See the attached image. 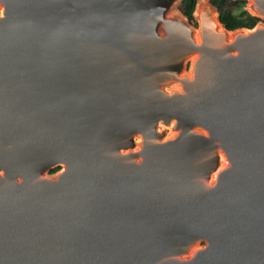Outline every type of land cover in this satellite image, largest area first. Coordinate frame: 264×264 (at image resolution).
Segmentation results:
<instances>
[{
  "label": "water",
  "instance_id": "95a60500",
  "mask_svg": "<svg viewBox=\"0 0 264 264\" xmlns=\"http://www.w3.org/2000/svg\"><path fill=\"white\" fill-rule=\"evenodd\" d=\"M169 3L0 0V264H264V25Z\"/></svg>",
  "mask_w": 264,
  "mask_h": 264
},
{
  "label": "trees",
  "instance_id": "16d2710c",
  "mask_svg": "<svg viewBox=\"0 0 264 264\" xmlns=\"http://www.w3.org/2000/svg\"><path fill=\"white\" fill-rule=\"evenodd\" d=\"M197 1L198 0H183L179 8L180 13L185 16L189 24L194 27L196 23L192 14ZM210 3L216 8L220 23L228 31L252 29L261 21L259 18L251 16L245 10L246 2L243 0H210ZM58 169L59 167H56L50 170V173H54Z\"/></svg>",
  "mask_w": 264,
  "mask_h": 264
},
{
  "label": "rangeland",
  "instance_id": "374dc122",
  "mask_svg": "<svg viewBox=\"0 0 264 264\" xmlns=\"http://www.w3.org/2000/svg\"><path fill=\"white\" fill-rule=\"evenodd\" d=\"M183 0H169V6L166 10V12L164 13V18L166 19H170V20H174V21H177V22H181L182 20V16L180 14V11H179V8H180V5H181V2ZM206 0H199V5L195 8V16L197 17V15L199 14V11L201 12V8H202V5L205 3ZM198 18V17H197ZM195 23H196V26H192V32L194 35H196V31H197V27H198V22L197 20H195ZM261 24L264 25V21L262 20L260 22ZM159 34L162 35L163 32H162V29L159 28L158 30ZM189 67H190V60H186L184 63H183V66H182V69L180 71V75L181 76H184V75H187L188 71H189ZM175 89V83L174 82H170V84L166 85L164 90L169 92L171 90ZM157 132L159 134H161L164 139L165 138H168V137H172L173 134L176 132L175 131V128L173 127V124H159L157 126ZM134 143H135V148L134 150H137L140 146V137L139 136H136L134 138ZM220 153V152H219ZM220 155V154H219ZM223 160L220 159L219 157V165L223 164L222 162ZM50 173V171H49ZM204 245V242H198L194 247H198V246H202ZM190 254V253H189Z\"/></svg>",
  "mask_w": 264,
  "mask_h": 264
},
{
  "label": "bare ground",
  "instance_id": "6f19581e",
  "mask_svg": "<svg viewBox=\"0 0 264 264\" xmlns=\"http://www.w3.org/2000/svg\"><path fill=\"white\" fill-rule=\"evenodd\" d=\"M0 13H1V11H0ZM200 19L202 20V17H201ZM201 20H200V22H201ZM211 23H212V25L214 26L215 31H217V32H221V28H220L219 26L216 25V23H215V21H213V19L211 20ZM195 39H196L197 43H198L199 45H201V43H202V38H201V39L199 38V34H198V32H196ZM195 59H197V58L194 57V59H193L192 62H194ZM122 153H124V152H122ZM219 156H220V159L223 160V161H222L223 164L220 165V168H219L218 172L221 171V170H223V169L226 167V163H227L226 158H225V156H224L222 153H220ZM218 172H217V173H218ZM215 175H216V174H215Z\"/></svg>",
  "mask_w": 264,
  "mask_h": 264
}]
</instances>
